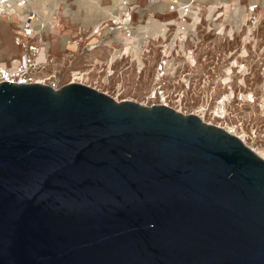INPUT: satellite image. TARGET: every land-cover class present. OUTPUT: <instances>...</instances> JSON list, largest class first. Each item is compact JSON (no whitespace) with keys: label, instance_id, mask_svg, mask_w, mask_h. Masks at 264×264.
<instances>
[{"label":"water","instance_id":"95a60500","mask_svg":"<svg viewBox=\"0 0 264 264\" xmlns=\"http://www.w3.org/2000/svg\"><path fill=\"white\" fill-rule=\"evenodd\" d=\"M0 264H264V160L168 106L2 83Z\"/></svg>","mask_w":264,"mask_h":264},{"label":"rangeland","instance_id":"374dc122","mask_svg":"<svg viewBox=\"0 0 264 264\" xmlns=\"http://www.w3.org/2000/svg\"><path fill=\"white\" fill-rule=\"evenodd\" d=\"M122 1L125 0H32V8L44 21H52L55 10L60 19V27L47 35L49 62L38 75L55 78L58 88H61L74 80L73 72L92 69L88 81L92 88L118 101L147 102L148 106L153 101L148 102L147 97L157 86H162L170 106L181 107L183 114H200L206 122L214 125H232L239 119L245 121L247 130L252 125L264 130L261 77L264 25L258 15L235 16V27L233 13L228 14L230 10L212 7L210 0H196L198 10L190 18L193 25L182 52L176 56L170 47L166 53H171L176 70L172 75L159 79L157 66L164 56L162 47L174 32L172 27L162 36V24L176 15L149 17L148 10L163 5V2L126 0L135 8L133 21L137 32L131 46L113 43L97 51H88L84 33L80 32L75 37L80 27L91 29L100 21L109 20V14L116 16ZM250 17H256L258 22L252 24ZM17 29L16 22L0 16V64L11 66L12 61L22 54V49L14 43ZM147 34L154 39H146ZM73 38L80 40L79 46L69 43ZM115 50L119 52L114 54ZM188 51H192L195 66L189 62ZM234 62L238 66L244 64L247 70H239ZM229 69L231 75H228ZM227 78L230 80L225 81ZM249 92L254 95L253 103L245 98ZM231 93L225 105L226 116L216 117L218 102ZM155 102L157 104L158 101Z\"/></svg>","mask_w":264,"mask_h":264},{"label":"built area","instance_id":"2783aa9c","mask_svg":"<svg viewBox=\"0 0 264 264\" xmlns=\"http://www.w3.org/2000/svg\"><path fill=\"white\" fill-rule=\"evenodd\" d=\"M148 1L155 2L156 0ZM195 3L196 0H189L185 3H181L179 0H171L169 4V12L176 16L174 19H170L162 24V36H165L172 27H174V32L168 43L164 44L162 47L164 56L157 66L159 79L172 75L176 70L177 65H175L173 57L170 55L171 53L168 55L166 53L170 47H173L176 56L179 55V52H182V48H184L188 40V35L193 25L190 18L196 13V10H198L195 7ZM31 5L32 0H0V16L8 21L17 23L18 29L14 37V43L17 47L22 49L21 56L13 60L11 66L0 64V84L6 82L19 85L38 83L48 85L53 89H60L54 80L55 78H43L38 75L39 71L49 62L46 49L47 35L50 31H55L60 27V21L56 15V10L53 12L52 21H44ZM256 9V4L250 5L248 7L249 15L255 14ZM120 11V15L111 16L109 24L102 22L91 29V31H83V35L88 40L85 46L88 51H95L101 47L107 46L108 40L104 38L109 37L113 39L119 33H122V38L119 43L128 46L133 44L137 32V27L133 21V12L135 8L125 0L121 3ZM249 19L252 24L258 22L256 17H250ZM151 37L150 34L145 36L146 39H150ZM152 38L154 39V37ZM128 40H131L132 43L129 44L127 42ZM71 42L76 46L80 44V40L78 39H72L69 43ZM117 52L119 51L115 50L114 54ZM188 54L192 55V51H188ZM233 65L238 67L241 71L247 70L244 64L238 66L237 63L234 62ZM90 71L92 72V69ZM111 74L109 73V75ZM231 74L232 71L230 70V75ZM72 76L73 79L74 77H80V82L84 85H87L90 79L89 73L85 71H75ZM261 77L264 86V60L261 62ZM87 86L91 87L89 84ZM245 98L249 103L254 102V95L251 92L247 93ZM147 101H153L150 106L164 105L171 107L168 103V95L162 86H157L147 97ZM155 101H158L157 104ZM139 104L148 106L147 102ZM173 109L183 113L181 107ZM217 125L230 134L236 135L247 147L264 160V130H259L258 127L253 125L247 130L245 121L239 119L232 125ZM258 141H261V143H258Z\"/></svg>","mask_w":264,"mask_h":264},{"label":"crops","instance_id":"0c3cea01","mask_svg":"<svg viewBox=\"0 0 264 264\" xmlns=\"http://www.w3.org/2000/svg\"><path fill=\"white\" fill-rule=\"evenodd\" d=\"M179 1L181 3H185V2H188L189 0H179ZM155 2L156 3H160V2L162 3L163 2V5L160 4L161 6H157V7L155 6L153 9H149L148 10V16L149 17L156 16L157 14L168 15V16L172 15L169 12V9H168L171 0H156ZM209 2H211L212 7L215 6V8H217V9H221V7H222L226 11L230 10L229 12H231V13L228 12V14L231 15L233 13V15H234L233 21L234 22L236 21L235 16H237V15L238 16L249 15L248 7L250 5L256 4L257 5V9L255 11V15H258L260 17L259 19L262 21L261 23L264 25V0H210ZM201 3L204 4L203 2H201ZM120 9H121V7L119 8V11H118L117 15L121 14ZM133 14H134V12H133ZM109 15L113 16V14H109ZM102 22H104L105 24H109V20L100 21L99 23H102ZM99 23H97L95 26H97ZM236 23L237 22H235V24H234L235 27H237ZM228 25L231 26L232 23L228 22ZM95 26H93L91 29H93ZM91 29H87L86 27H80L78 29V33L75 34L76 36L75 35L74 36L78 37L80 32L83 33V31H85V32L86 31H91ZM121 38H122V33H119L113 39L109 38V37H105L104 39L108 40L107 41V47H109L113 43H119ZM73 39H75V38H73ZM86 43H85V46H86ZM101 48H99L97 50H100ZM97 50H95V51H97ZM85 72L89 73V78H90L91 71L89 69H87V71H85Z\"/></svg>","mask_w":264,"mask_h":264},{"label":"bare ground","instance_id":"6f19581e","mask_svg":"<svg viewBox=\"0 0 264 264\" xmlns=\"http://www.w3.org/2000/svg\"><path fill=\"white\" fill-rule=\"evenodd\" d=\"M129 44H131L132 43V41L131 40H128L127 41ZM189 62H190V64L192 65V66H195L196 65V62H195V64L194 63H192L193 61H196L195 59H194V57L192 56V55H190L189 57ZM139 63H140V61H139ZM228 75H230V70H228ZM158 79V78H157ZM227 80H230V78H227L225 81H227ZM81 81V78L80 77H74V80L71 82V83H77V84H83V83H81L80 82ZM84 85V84H83ZM55 90H58V89H55ZM231 95L232 94H228V95H226V96H224L223 97V99L221 100V101H219L218 102V108L216 109V111H215V116H217V117H225L226 116V110H225V105L227 104V102L230 100V97H231ZM157 106H164V105H157ZM177 111V110H176ZM179 112V111H178ZM181 113V112H180ZM185 115H187V114H185ZM202 121H204L205 123H207V124H209V125H214L213 123H209V122H206L203 118H202V116L201 115H197ZM214 126H217V127H219L218 125H214ZM220 128V127H219ZM222 129V128H221ZM224 130V129H223ZM229 133V132H228ZM231 135H233V134H231ZM234 136H236V135H234ZM237 137V136H236ZM238 138V137H237ZM239 139V138H238ZM240 140V139H239Z\"/></svg>","mask_w":264,"mask_h":264}]
</instances>
